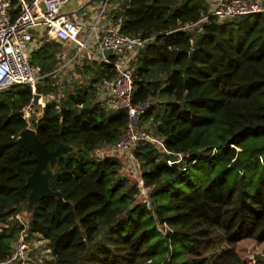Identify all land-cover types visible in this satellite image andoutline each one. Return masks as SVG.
<instances>
[{"label": "trees", "instance_id": "trees-1", "mask_svg": "<svg viewBox=\"0 0 264 264\" xmlns=\"http://www.w3.org/2000/svg\"><path fill=\"white\" fill-rule=\"evenodd\" d=\"M119 5L122 32L149 39L131 63L132 102L162 101L154 105L160 110L152 132L171 153L148 143L134 153L150 207L120 174L118 158L92 155L116 143L128 122L126 111L96 100L92 83L113 69L111 61H93L83 66L92 72L89 84L61 103L48 102L32 123L47 150L68 147L49 179L62 197L38 198L27 213L25 239L47 242L48 264H247L236 243L264 241V16L202 21L205 0ZM196 22L197 32L181 29ZM60 49L51 40L30 53L44 80ZM54 91L53 84L36 85L37 93ZM33 96L28 84L0 89V264H18L9 260L25 227L14 216L26 213V179L36 162L17 138L27 127L20 110ZM177 153L181 161L169 165Z\"/></svg>", "mask_w": 264, "mask_h": 264}, {"label": "built area", "instance_id": "built-area-1", "mask_svg": "<svg viewBox=\"0 0 264 264\" xmlns=\"http://www.w3.org/2000/svg\"><path fill=\"white\" fill-rule=\"evenodd\" d=\"M11 1L0 0V89L19 84L31 86L32 92L37 95L36 102L32 98L21 108L20 112L26 120L27 126L32 127L31 116L33 114L37 118L40 117L48 102L61 103L68 93L77 88L74 87L71 92L67 93L65 90L59 91L60 99L58 101L53 98L50 101L47 98L53 92H36V85L43 78L40 66L29 63V54L33 50L31 45L36 37L38 46L43 42L53 40L61 44V52L67 50V47L72 48L74 52L61 65L60 69L71 63H78L80 60V66L92 64L93 61L98 63H110L111 61L113 74L111 76L104 75L97 83H92L96 87L95 98L98 101H104L109 110L126 111L128 122L116 143L97 148L92 152V155L95 158L105 156L117 158L122 154L126 156L124 162L129 159L127 166L137 162L136 169L135 167L134 169L140 175L139 183H136L138 198L149 208L150 188L143 185L141 167L134 153L140 144L148 143L160 153L171 154L166 149L161 137L152 131L145 130L140 125V119L146 110L162 103V101L155 98L139 104L132 102L134 69L131 63L149 39L122 32V8H117L115 14L110 12L111 0L99 2L98 16L89 23L78 21L80 10L79 12L74 11L77 17L70 16L63 10L68 0H16L15 4H12ZM205 2L207 13L202 21L206 20L209 15L217 16L220 20L254 13L264 16V0H205ZM108 13L112 14V18L105 21ZM199 22L187 24L181 29L197 32L200 30ZM37 28H42L43 34L35 33ZM105 50H111V54L105 55L103 53ZM55 70L56 68L53 75L56 73ZM82 72L88 73L84 70ZM98 84L102 90L97 87ZM181 159L182 154L177 153L174 158L167 160V163L169 165L176 164ZM14 217L25 228L19 232L18 238L13 244V253L9 261L24 264L29 246V242L25 239L28 220L24 221L20 213Z\"/></svg>", "mask_w": 264, "mask_h": 264}, {"label": "rangeland", "instance_id": "rangeland-1", "mask_svg": "<svg viewBox=\"0 0 264 264\" xmlns=\"http://www.w3.org/2000/svg\"><path fill=\"white\" fill-rule=\"evenodd\" d=\"M86 0H68L67 3L64 5L63 10L64 11H74L75 8L78 6H83ZM121 0L113 1L111 0V7L113 10H117V8H120ZM117 2V3H115ZM86 6H88V11L86 10ZM92 5L86 4L80 9V16L78 17V21L89 23L92 20L94 21L96 17L98 16L97 10L92 12ZM114 13V12H113ZM115 14V13H114ZM112 15V14H110ZM72 16V15H71ZM44 30L42 28L35 29V33L43 34ZM32 49L38 47V38H35V41L31 45ZM33 51V50H32ZM31 51V52H32ZM30 52V53H31ZM74 51L71 47H67V50H64V52H57L56 53V73L54 75L50 76V79H46L45 75H43L42 80L39 82V84L48 83L53 84L56 87V91H54L53 94H50L47 98L52 101L53 99L59 100L60 97L59 91L65 90V93L68 91H72L74 87H85L90 82L91 74L92 72L83 73V65H79L81 63V60L78 63L69 64V66H65L64 68H61V65L66 62L69 57L72 55ZM30 55V54H29ZM90 77V78H89ZM99 89L101 86L98 84L97 86ZM45 96V94H43ZM53 98V99H52ZM152 113L149 114L147 117L142 119L140 122V125L148 131H152L153 129V121H152V115H155L160 109L159 105L155 106L152 109ZM154 112V114H153ZM140 119V120H141ZM32 126V125H31ZM33 128V126H32ZM127 162V164H126ZM126 162L123 163L124 168L122 169V173L125 174L128 179L132 183H139L140 175L135 170L137 162L132 163V165L127 166L129 159H126ZM135 167V169H134ZM140 201V199L138 198ZM142 202V201H141ZM22 218L24 221L28 220L27 212L24 211L20 212ZM29 242V246L27 249V256L24 261V264H48L52 260L50 253L47 250V242L40 238L39 236H32L29 240H26ZM235 250L239 254L241 258H243L247 264H264V241L263 242H257L251 238H245L240 241H238L235 245Z\"/></svg>", "mask_w": 264, "mask_h": 264}, {"label": "water", "instance_id": "water-1", "mask_svg": "<svg viewBox=\"0 0 264 264\" xmlns=\"http://www.w3.org/2000/svg\"><path fill=\"white\" fill-rule=\"evenodd\" d=\"M103 53L105 55H110L111 50H105ZM36 99L37 95H34L33 101L36 102ZM36 118V115L33 114L31 116V121L35 122ZM17 143L31 152L34 155L36 162L31 175L26 179V183L30 186V192L26 201V212L29 213L33 205L40 197H62L60 192L50 189L49 179L52 176L53 169L59 156L68 147V145L59 143L55 150L49 151L38 139L36 130L28 126L20 132L17 138Z\"/></svg>", "mask_w": 264, "mask_h": 264}, {"label": "crops", "instance_id": "crops-1", "mask_svg": "<svg viewBox=\"0 0 264 264\" xmlns=\"http://www.w3.org/2000/svg\"><path fill=\"white\" fill-rule=\"evenodd\" d=\"M101 0H86L85 1V3H83L84 5L83 6H85L86 4H88V5H92V11H91V14H92V12H94L95 10H97V8L99 7V2H100ZM83 6H78L77 8H75L74 9V11H78L79 12V10L83 7ZM111 7V6H110ZM109 7V10H110V12L113 10L112 8H110ZM86 10L88 11V6H86ZM74 11H71V12H69V11H65L68 15H72V16H74V17H77V14H75L74 13ZM114 13L116 12L115 10L113 11ZM111 18H112V15H110L109 13L106 15V18L104 19L105 21H108V20H111ZM75 90V89H74ZM118 159H119V161H120V163H121V169H120V173L122 174V175H124V176H126L125 174H123L121 171H122V169H123V163H124V161H125V158H126V156L125 155H119L118 157H117ZM126 164H127V162H126ZM127 177V176H126ZM128 178V177H127Z\"/></svg>", "mask_w": 264, "mask_h": 264}]
</instances>
